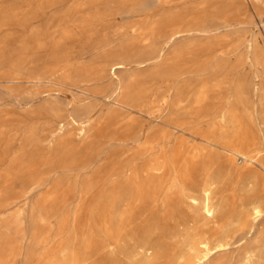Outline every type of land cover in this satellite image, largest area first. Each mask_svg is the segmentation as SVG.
<instances>
[{
    "label": "rangeland",
    "instance_id": "obj_1",
    "mask_svg": "<svg viewBox=\"0 0 264 264\" xmlns=\"http://www.w3.org/2000/svg\"><path fill=\"white\" fill-rule=\"evenodd\" d=\"M48 2L0 0V264H264V0Z\"/></svg>",
    "mask_w": 264,
    "mask_h": 264
},
{
    "label": "bare ground",
    "instance_id": "obj_2",
    "mask_svg": "<svg viewBox=\"0 0 264 264\" xmlns=\"http://www.w3.org/2000/svg\"><path fill=\"white\" fill-rule=\"evenodd\" d=\"M63 1L64 0H49L48 3H49V6H51V5H54V4L62 3ZM164 25H165V28H163L161 30V32L163 33V36L167 40H169L173 36L175 37L176 35H178L179 33L182 32L181 29H179L177 26L176 27H172L170 25L169 21H166ZM159 58H160V56H159ZM126 60L127 59H125L121 63H113V64L110 65L109 68L110 69L113 68V67H114L113 69L119 68V67L122 66V64L125 63ZM113 74H114V72H113ZM203 94H204L203 91L200 92V94L198 96V99H201L203 97ZM71 121H73V120H71ZM87 121H89V118L87 119ZM222 149L224 150V152H226V155H227L228 159L231 162L234 161L233 160V157H236V156H238V157H240L242 159H247L246 154L243 153V152H241V150L239 148H237V146L226 147V148H222ZM211 185H212L211 184V176L208 175V174H205L203 176L202 185L200 186V189H199L200 190V193L202 195L201 211H202V213H203V215L205 217L210 218V219H212L214 217V211H215L214 210V206L210 203V197H209L210 191H211ZM194 203H196V202L194 201ZM249 216H250V218H251L252 221H258V220H260L263 217V212H262V210L260 208L253 207L250 210ZM253 229H255V228H253ZM198 245H199V247H197L194 250H192L193 251V260H191L190 264H202V263H204L206 260L209 259L210 255L212 253H214L215 251L223 248L226 244H224V243H217L214 246H209L206 241H200Z\"/></svg>",
    "mask_w": 264,
    "mask_h": 264
}]
</instances>
